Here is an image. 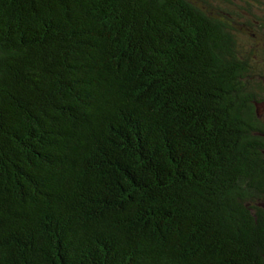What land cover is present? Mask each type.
I'll return each instance as SVG.
<instances>
[{
  "label": "trees",
  "instance_id": "16d2710c",
  "mask_svg": "<svg viewBox=\"0 0 264 264\" xmlns=\"http://www.w3.org/2000/svg\"><path fill=\"white\" fill-rule=\"evenodd\" d=\"M264 0H0V264H264Z\"/></svg>",
  "mask_w": 264,
  "mask_h": 264
},
{
  "label": "rangeland",
  "instance_id": "374dc122",
  "mask_svg": "<svg viewBox=\"0 0 264 264\" xmlns=\"http://www.w3.org/2000/svg\"><path fill=\"white\" fill-rule=\"evenodd\" d=\"M259 111H260V113H262L263 116H264V103H262V104L259 105Z\"/></svg>",
  "mask_w": 264,
  "mask_h": 264
}]
</instances>
